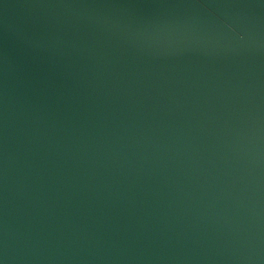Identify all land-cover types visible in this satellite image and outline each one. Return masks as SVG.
Returning <instances> with one entry per match:
<instances>
[{
    "label": "water",
    "instance_id": "1",
    "mask_svg": "<svg viewBox=\"0 0 264 264\" xmlns=\"http://www.w3.org/2000/svg\"><path fill=\"white\" fill-rule=\"evenodd\" d=\"M0 264H264V0H0Z\"/></svg>",
    "mask_w": 264,
    "mask_h": 264
}]
</instances>
